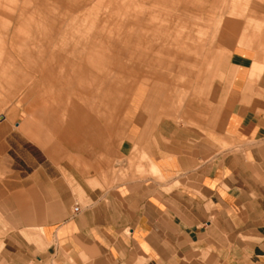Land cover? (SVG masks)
Returning a JSON list of instances; mask_svg holds the SVG:
<instances>
[{
    "label": "crops",
    "instance_id": "1",
    "mask_svg": "<svg viewBox=\"0 0 264 264\" xmlns=\"http://www.w3.org/2000/svg\"><path fill=\"white\" fill-rule=\"evenodd\" d=\"M231 36L177 105L162 81L130 95L114 145L65 103L1 118L0 264H264V31Z\"/></svg>",
    "mask_w": 264,
    "mask_h": 264
},
{
    "label": "rangeland",
    "instance_id": "2",
    "mask_svg": "<svg viewBox=\"0 0 264 264\" xmlns=\"http://www.w3.org/2000/svg\"><path fill=\"white\" fill-rule=\"evenodd\" d=\"M263 29L264 0H0V117L47 119L51 102L65 103L74 127H98L114 145L135 91L158 93L162 81L177 105V75L203 68L214 39L221 70L231 34L240 43ZM53 112L65 148L69 127Z\"/></svg>",
    "mask_w": 264,
    "mask_h": 264
},
{
    "label": "built area",
    "instance_id": "3",
    "mask_svg": "<svg viewBox=\"0 0 264 264\" xmlns=\"http://www.w3.org/2000/svg\"><path fill=\"white\" fill-rule=\"evenodd\" d=\"M73 210H74V211H76V210H77V208L75 207Z\"/></svg>",
    "mask_w": 264,
    "mask_h": 264
},
{
    "label": "water",
    "instance_id": "4",
    "mask_svg": "<svg viewBox=\"0 0 264 264\" xmlns=\"http://www.w3.org/2000/svg\"><path fill=\"white\" fill-rule=\"evenodd\" d=\"M0 119H1V117H0Z\"/></svg>",
    "mask_w": 264,
    "mask_h": 264
}]
</instances>
